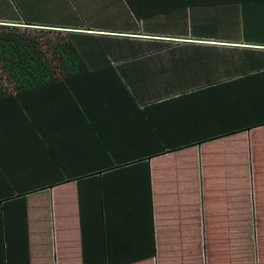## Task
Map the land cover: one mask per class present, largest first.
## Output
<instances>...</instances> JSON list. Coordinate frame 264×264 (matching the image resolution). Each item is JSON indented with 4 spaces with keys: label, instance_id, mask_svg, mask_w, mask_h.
Returning a JSON list of instances; mask_svg holds the SVG:
<instances>
[{
    "label": "crops",
    "instance_id": "crops-1",
    "mask_svg": "<svg viewBox=\"0 0 264 264\" xmlns=\"http://www.w3.org/2000/svg\"><path fill=\"white\" fill-rule=\"evenodd\" d=\"M172 2L0 0V23L59 30L88 69L20 104L0 97V264H172L186 243L211 258L239 229L213 209H243L244 223L243 203L218 194L264 172V71L228 67L225 48L264 60V43L214 34L229 10Z\"/></svg>",
    "mask_w": 264,
    "mask_h": 264
},
{
    "label": "trees",
    "instance_id": "trees-1",
    "mask_svg": "<svg viewBox=\"0 0 264 264\" xmlns=\"http://www.w3.org/2000/svg\"><path fill=\"white\" fill-rule=\"evenodd\" d=\"M172 4L174 7L205 4L213 8L222 7L229 11L222 10L219 13V18L214 17V34L217 31L230 29L233 32L226 36H232L239 40L235 42L256 46L264 43V0H174ZM240 4H247L248 9L238 10L237 6ZM232 9L236 10L230 11ZM214 48L220 53V47L214 46ZM225 49L235 55L227 61L228 67L230 65L235 68L246 67L244 65L249 62L252 67L260 66L257 69L264 71V60L252 57H263L261 52L255 53L259 48L233 47ZM87 71L86 64L77 50L66 37L61 36L59 30L34 27L27 23L19 25L0 23V97L20 104L23 92L50 85L61 77H64L63 79L77 77ZM262 98H264V94H262ZM257 124L262 125L264 121ZM12 198L13 195H9L5 200L11 201ZM19 221L23 224L24 232H28L24 205L19 215ZM12 228L15 230V226L12 225ZM12 231L8 229L6 237L11 236ZM96 247L99 246L96 245ZM144 247L147 249L150 246ZM84 253L89 254V251H84ZM149 256H153L152 253ZM83 258V264L87 261L92 264H105L102 257ZM107 264L110 263L107 262Z\"/></svg>",
    "mask_w": 264,
    "mask_h": 264
},
{
    "label": "rangeland",
    "instance_id": "rangeland-1",
    "mask_svg": "<svg viewBox=\"0 0 264 264\" xmlns=\"http://www.w3.org/2000/svg\"><path fill=\"white\" fill-rule=\"evenodd\" d=\"M246 164L249 165V162ZM237 180L239 182L243 181V179ZM231 182L234 185L230 184L227 187L229 194H218L219 199L230 206H235L236 202L243 203L245 206L244 223L242 220L243 209L216 210L214 208L213 213H223V217L218 214L216 218H221V220L223 218L228 224L232 223L234 228L239 227L238 231H229L228 242H223L226 241L223 240L220 243H210L206 254L212 259L199 257L198 254L193 257L194 253L191 254V250L189 252V243H186L182 252L170 261L173 262L172 264H264V202H261L264 199V195H262V193L264 194V188L263 191L261 190V186H264V172H260L259 169L252 171L246 177L243 187L241 184L234 182L233 179H231ZM182 218V214H175L174 233H179ZM221 220L217 219L214 223V229L219 226ZM162 226L163 218H160V228ZM241 226H243V229H241ZM170 232H173L172 229ZM156 261L158 262V259ZM157 264H160V260Z\"/></svg>",
    "mask_w": 264,
    "mask_h": 264
}]
</instances>
